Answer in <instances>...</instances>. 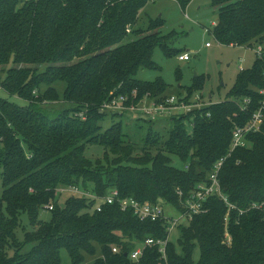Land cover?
I'll use <instances>...</instances> for the list:
<instances>
[{
    "label": "trees",
    "instance_id": "1",
    "mask_svg": "<svg viewBox=\"0 0 264 264\" xmlns=\"http://www.w3.org/2000/svg\"><path fill=\"white\" fill-rule=\"evenodd\" d=\"M149 1L154 0H0V89L27 102L17 105L0 97V264H59L62 250L71 264H82L98 252L91 264H129L126 256L136 243L167 238L162 223L140 222L115 205L94 212V201L85 197L59 206L58 187L77 186L98 198L115 189L122 198L162 201L180 212L195 186L206 182L216 162L228 154L233 129L244 126L264 101L259 93L264 89V60L255 58L250 69L240 70L228 92L234 100L171 118L169 137L154 157L149 148H158L160 141L153 132L141 155H135L122 122L102 131L103 103L124 96V106L131 107L146 96L165 97L167 85L161 78L136 79L141 69H159L152 60L157 47L167 56L172 53L157 32L143 34L135 28L139 11ZM174 1L182 11L192 2ZM210 3L218 10L212 30L217 43L264 47V0ZM160 25L156 20L148 30ZM130 34L138 38L123 43ZM203 80L194 79L189 95L201 90ZM243 99L249 100L244 111ZM48 100L72 107L45 115L41 104H32ZM247 139L250 148L234 150L218 176L222 193L242 210L264 203V122L260 132ZM91 146L102 148L100 159L85 155ZM174 160L183 166L175 167ZM49 204L50 219L41 222L40 211ZM204 208L203 214L180 226L179 252L167 243V264H264L262 212H228L216 197ZM227 212L230 244L224 241ZM21 215L34 230L20 244L16 230ZM28 244L32 247L23 253ZM195 248L198 260L193 259ZM159 263V247L144 248L138 264Z\"/></svg>",
    "mask_w": 264,
    "mask_h": 264
},
{
    "label": "rangeland",
    "instance_id": "2",
    "mask_svg": "<svg viewBox=\"0 0 264 264\" xmlns=\"http://www.w3.org/2000/svg\"><path fill=\"white\" fill-rule=\"evenodd\" d=\"M218 10L211 6L210 0H192L187 8L182 11L174 0H154L149 1L144 8H142L137 16L135 28L143 34L157 32L164 38L166 46L172 52L167 56L164 51L157 47L152 56L153 62L158 66V70H139L136 79L145 82H153L158 78L167 85L164 96L170 97H184L186 96V103L194 105L195 98L198 96L197 104L205 103H219L225 100H234L233 96H229V91L233 87L236 77L241 70L250 69L254 60L255 54L253 49L256 43H253L250 48L225 46L217 43L212 36L213 23L217 21ZM162 21V25L157 27L154 31H149L150 23L154 21ZM210 31V32H207ZM138 38L137 35H128L123 43L134 41ZM209 44V46H206ZM188 52L190 60L187 62L179 61L178 56ZM76 60H74L75 62ZM9 64L8 66H11ZM204 78L202 88L199 92L194 91L192 94L188 90L193 89V81L196 77ZM33 96H37V92H33ZM0 97L6 98L8 101L17 104L25 105L26 101L15 96H8L0 89ZM163 97V98H165ZM32 104H41L40 110L45 115L61 113L72 106L63 101L48 100V102ZM106 116L101 123L102 131L107 130L113 124L122 122V129L127 143L135 145V155L139 154V150L145 145V139L149 132H153L154 138H159L160 144L158 148H149L152 157L155 156L157 150L162 147V143L169 137V132L172 128L168 118L157 117L150 121L143 117L139 112L125 111L124 113L116 112H102ZM187 131L190 130L188 123H185ZM85 155L94 161L100 159L103 155L102 148L91 146L86 149ZM173 165L181 168L183 166L179 160H174ZM77 188V186H76ZM61 190L65 187H58L55 194V202L59 206L70 198H82L97 196L84 193L78 189V194L66 190L61 194ZM2 192L0 180V195ZM84 193V194H83ZM92 201V199H91ZM163 203V202H162ZM163 213L165 218L178 219L180 212L171 205H163ZM41 222H48L50 213L43 208L39 216ZM186 221H180V226H186ZM175 228L168 237L179 252L178 239L180 238V228ZM33 226L29 223L25 215L20 216V226L16 230L17 241L21 244L26 233L32 232ZM32 247L31 244L26 245L22 252L26 253ZM8 255L13 254V248L10 247ZM99 252L94 257H85L82 264H91L97 257ZM199 249L195 248L193 259L198 260ZM59 264H71L68 253L65 250L60 252Z\"/></svg>",
    "mask_w": 264,
    "mask_h": 264
},
{
    "label": "built area",
    "instance_id": "3",
    "mask_svg": "<svg viewBox=\"0 0 264 264\" xmlns=\"http://www.w3.org/2000/svg\"><path fill=\"white\" fill-rule=\"evenodd\" d=\"M130 28L126 29V33L129 34ZM209 46V44H206ZM253 52L255 58L259 60H264V47L257 45ZM179 61L187 62L190 60L188 52H184L178 56ZM241 70V69H240ZM264 80V72H263ZM259 93L264 96V89L259 90ZM127 101V97L121 96L119 98H113L102 104L100 107V112H116L124 113L125 111L139 112L143 117L150 121L155 120L157 117L168 118L169 120L173 117H178L180 115H187L193 110H198L203 107L210 105L211 103L197 104L199 97L197 96L194 100V105H188L186 103V96L184 97H165L162 99H149L147 96L141 100L137 105L131 107H125L124 103ZM249 104L248 99H243L240 104V109L244 111ZM82 117V115H80ZM209 116V114H207ZM83 118V117H82ZM264 122V101L259 105V108L254 111L246 124L242 127H235L232 131V140L229 152L226 156L219 159L213 167V170L208 175L207 181L204 183L197 184L195 189L189 194L186 200L181 204L180 217L176 220L165 218L163 213V208L165 203L158 201L156 203L151 202H141L133 198H122L119 192L115 189L110 190L104 197L96 198L93 196H87L94 201L93 211L101 212L104 206H118L121 212H131L132 215L140 222H161L165 228V233L167 238L165 240H159L154 238H147L144 243H136L133 250L127 254L129 264H138L140 258L143 255V250L146 247H159L160 253V263L167 264L166 260V245L169 242V234L178 226H180V221H186L188 224L193 216L203 214L205 212V202L211 198L216 197L221 200L227 207L228 212L230 210H237L239 215H243L249 210H257L264 214V203H252L248 206L246 210L237 208L235 205L228 201V198L222 193L220 183H219V172L224 163V161L231 155V153L239 148H250L251 144L247 139V135L251 133L260 132L261 126ZM239 164V162H237ZM78 187H65V190H61V194L66 190L78 194ZM83 192V191H82ZM84 194V193H83ZM181 196V193H179ZM46 212L53 210V204H49L44 207ZM228 212L225 216V231H224V241L228 244L231 242L230 235L227 231V218ZM113 253H118L117 248L112 249Z\"/></svg>",
    "mask_w": 264,
    "mask_h": 264
}]
</instances>
